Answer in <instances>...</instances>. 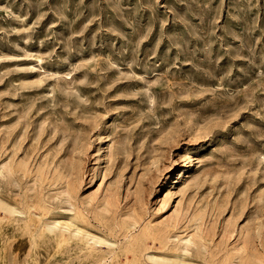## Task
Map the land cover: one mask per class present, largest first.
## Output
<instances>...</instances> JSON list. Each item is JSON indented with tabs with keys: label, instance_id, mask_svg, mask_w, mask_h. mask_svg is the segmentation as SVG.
<instances>
[{
	"label": "rangeland",
	"instance_id": "rangeland-1",
	"mask_svg": "<svg viewBox=\"0 0 264 264\" xmlns=\"http://www.w3.org/2000/svg\"><path fill=\"white\" fill-rule=\"evenodd\" d=\"M0 264H264V0H0Z\"/></svg>",
	"mask_w": 264,
	"mask_h": 264
},
{
	"label": "bare ground",
	"instance_id": "bare-ground-1",
	"mask_svg": "<svg viewBox=\"0 0 264 264\" xmlns=\"http://www.w3.org/2000/svg\"><path fill=\"white\" fill-rule=\"evenodd\" d=\"M8 211V213H12V212H14V211H12V210H7Z\"/></svg>",
	"mask_w": 264,
	"mask_h": 264
}]
</instances>
